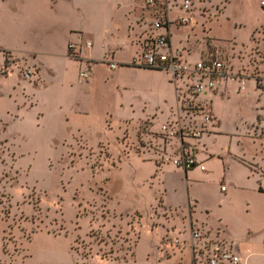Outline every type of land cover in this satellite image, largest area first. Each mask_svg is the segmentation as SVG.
I'll return each mask as SVG.
<instances>
[{"label":"rangeland","instance_id":"obj_1","mask_svg":"<svg viewBox=\"0 0 264 264\" xmlns=\"http://www.w3.org/2000/svg\"><path fill=\"white\" fill-rule=\"evenodd\" d=\"M75 2L74 31L97 34L88 24L87 15L96 10L90 5L113 0ZM203 15L208 22L213 20L211 36L251 30L252 42L264 35V23L251 28L259 16L264 18L256 0L244 10L221 15L222 28L214 22L218 13ZM144 23L148 28L149 15ZM207 41L211 48L229 53L227 45ZM233 43L239 56L249 52L248 43ZM233 59H228L229 66ZM119 68L120 76L112 78L110 70L98 67V83L86 93L74 90L76 104L63 106L60 120H33L27 133L15 137L4 136L6 126L0 122V264L194 262L189 245L181 248L175 242L186 239L185 229L177 223L172 232L173 216L162 209L158 177L151 170L152 163L160 168L159 154L154 153L156 140H161L156 131L173 114L162 103L169 100L174 84L168 81L167 70ZM234 203L239 205L240 200ZM251 217L250 212L249 231L248 223L236 220L237 233L255 232L257 220ZM216 224L195 225L231 241L223 224ZM261 248L252 250L262 262ZM197 264H202L200 258Z\"/></svg>","mask_w":264,"mask_h":264},{"label":"crops","instance_id":"obj_2","mask_svg":"<svg viewBox=\"0 0 264 264\" xmlns=\"http://www.w3.org/2000/svg\"><path fill=\"white\" fill-rule=\"evenodd\" d=\"M256 2L259 9L261 0ZM249 4L250 0L198 1L196 20L186 26L174 22L176 10L170 12L173 23L167 31L172 46L185 47L186 59L194 62L216 48H211L207 40L227 45L229 53L223 52L227 64L234 57L228 68L246 78L247 89L240 92L238 81L222 80L215 94L203 95L210 103L215 123L200 140L192 142L194 156L205 169L194 166L184 170L163 164L158 169L152 163L151 170L158 177L162 209L173 216L172 232L179 223L187 239L192 224L217 225L220 221L226 238L231 239L229 243L248 264H264L252 250L261 246L264 251V92L257 82L259 76H264V35L259 40L253 38L252 42L251 30L231 32L229 37L211 36L213 20L208 22L203 15L204 11L208 13L207 8L218 10L214 22L222 28L221 15L237 8L244 10ZM90 6L93 9L96 6V10L87 15L91 21L89 28L97 34L74 31L78 23L75 0H0V65L6 62L8 53L14 60L11 70L0 74V122L6 126L4 136L27 133L33 120L62 119V107L76 104L74 93L77 90L86 93L98 83V67L110 70L112 78L120 76L117 70L120 66L139 67L130 63L139 53L140 40L150 28L144 23L148 15L151 23V10L144 0H113ZM260 23H264V18L259 16L251 28ZM87 39L92 46H81L82 60L68 55L69 42ZM234 40L248 43L249 52L243 56L238 51L236 54ZM106 56L118 61L119 66L110 69L102 61ZM30 63L36 67V81L22 74L24 66ZM87 66L91 68V77L80 81L79 71ZM167 77L170 82L169 73ZM174 89L169 100L163 99L162 103L170 111L176 105ZM235 199L240 200L239 205L234 203ZM243 212L249 215L245 217ZM250 212L251 218L257 220V229L246 235L237 233L238 218L248 223V231L252 229ZM188 252L192 258L191 249Z\"/></svg>","mask_w":264,"mask_h":264},{"label":"built area","instance_id":"obj_3","mask_svg":"<svg viewBox=\"0 0 264 264\" xmlns=\"http://www.w3.org/2000/svg\"><path fill=\"white\" fill-rule=\"evenodd\" d=\"M201 0H144L151 10L149 30L140 40V51L133 58L131 64L139 67L167 70L175 87L176 105L172 116L157 128L154 153L159 154L158 163L173 165L188 170L194 166L205 169L194 156L195 144L192 140H200L210 131L215 123V116L210 103L203 98L206 93L215 94L220 81H238V91L247 89L244 76L228 68L224 53L219 48L207 52L198 60L190 62L185 57L186 48H174L167 28L173 23L170 18L172 10L177 11L174 22L178 25H190L196 20L197 2ZM264 9V0H261ZM218 10L209 11L210 17H215ZM90 47L92 42H69L68 55L82 60L81 46ZM5 63L0 65V74H7L14 65L12 54H7ZM87 63L91 60L86 59ZM110 69L119 66V62L112 57L102 59ZM25 78L32 80L36 75L34 64H26L22 69ZM91 68L84 67L79 71L81 79H89ZM258 86L264 92V76L257 78ZM155 141L151 142L153 147ZM225 189V186H222ZM176 244L182 247L188 244L192 251L194 263L198 258L202 264H248L242 254L219 235L206 232L202 226L191 225L189 236L185 240L176 238Z\"/></svg>","mask_w":264,"mask_h":264},{"label":"trees","instance_id":"obj_4","mask_svg":"<svg viewBox=\"0 0 264 264\" xmlns=\"http://www.w3.org/2000/svg\"><path fill=\"white\" fill-rule=\"evenodd\" d=\"M150 69H155V68H150Z\"/></svg>","mask_w":264,"mask_h":264}]
</instances>
